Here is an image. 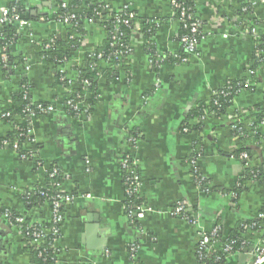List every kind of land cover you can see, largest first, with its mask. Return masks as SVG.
<instances>
[{
  "label": "crops",
  "instance_id": "1",
  "mask_svg": "<svg viewBox=\"0 0 264 264\" xmlns=\"http://www.w3.org/2000/svg\"><path fill=\"white\" fill-rule=\"evenodd\" d=\"M90 1L113 12L128 7L134 13L127 39L129 75L125 65L101 61L98 98L91 114L73 117L64 110L66 93L57 84V69L36 49L53 37H66L68 28L51 19L55 0H0V10L17 5L20 19L27 23H14L18 38L8 49L13 61L24 56L23 64L9 69L8 55L0 47V60L3 63L4 55L7 67L5 71L0 67V139L19 122L10 108L23 86L30 101L55 109L32 122L30 134L37 146L25 145L34 151L32 158L24 160L16 150L0 148V207L29 223L47 226L48 205L25 208L21 197L46 183L55 166L66 176L59 189L75 197L63 209L55 243L57 264H214L212 254L204 260L198 257L201 235L216 228V249H220L232 231L264 214V183L248 182L236 202L231 197L244 165L234 156L239 146L251 149L249 166L264 160V116L257 124L252 115L264 104V67L254 70L251 78L248 74L257 46L252 29L258 25L259 38L264 31V0H194L191 10L201 24L196 51L186 62L163 65L153 64L147 41L157 56L180 57L181 27L171 0ZM244 4L251 13L242 23L237 11ZM151 20L157 22L155 27L147 24ZM2 30L0 26V43ZM84 30L72 57L58 68L72 86L78 70L85 67L86 55L107 39L106 29L98 23L84 24ZM113 67L117 77L108 80L106 70ZM23 79L27 85H22ZM234 80L250 81L252 88L241 90L224 116L204 117L203 131L193 130L197 118L189 119V113ZM7 112L12 121L3 117ZM235 117L243 120L245 139L231 130ZM129 127L140 135L134 148L127 144ZM196 149L201 154L194 157ZM123 154L136 162L140 178L136 201L145 211L135 220L126 207L119 166ZM180 202L195 223L171 214ZM239 235L243 251L261 238L258 231ZM131 245L136 247L133 255ZM243 251H235L224 263L250 264ZM31 263V251L19 231L0 219V264Z\"/></svg>",
  "mask_w": 264,
  "mask_h": 264
},
{
  "label": "trees",
  "instance_id": "2",
  "mask_svg": "<svg viewBox=\"0 0 264 264\" xmlns=\"http://www.w3.org/2000/svg\"><path fill=\"white\" fill-rule=\"evenodd\" d=\"M61 1L62 0H55L54 4L56 6H60L62 4ZM178 2L181 3V6L186 10V13H191L193 15L192 10H191V7H192L193 2H194L193 0H178ZM100 6H101V4L96 3L94 1H90V0H66V8H64V9H60V8L58 9L57 8L56 12H54L51 15V19L56 20L58 17H61V20L65 21V20H67V18L69 16H75L76 17L75 25L70 27L67 30L66 37L63 40H59L58 38L53 37L52 38L53 45L49 50L46 51L44 49V45L47 44L49 41L42 42L41 44L36 46V49L41 53V55L46 60V62L52 64L56 68V66H59L60 64L67 62L72 57L74 52L76 51L80 39L82 38V36L85 35L84 24H86L87 20H91L94 23H98L106 29L108 36H107V39L104 42L103 46L101 48H99L97 51H94V53L86 55L84 69L78 70L77 86L72 88V93L69 96H67V97L65 96V100L70 98V99H74V103L81 102L83 109H86V111H87L86 112L87 115L91 114L92 108L94 107L96 100L98 98L96 79L102 73V69L100 67V62L101 61H104V62L109 61L108 57L112 53L117 52L118 50L125 51L127 48L128 34L131 31V27L130 28L122 27L121 31L124 34V38H125L123 45L120 44V45L112 46L111 45L112 41L110 39V35L112 32L113 23L111 22V20H109V18L113 17L115 15V12H113L111 10H101L99 8ZM243 7L246 8L245 11H241L243 8L241 10L237 11V15H238L240 21H242V23L245 22L244 21L245 18L251 13V11L247 8V5L244 4ZM12 8H15L17 11V14H20L17 5L12 6L10 8V11L12 10ZM95 9L100 10V16H97L94 14ZM179 17H180L179 13L176 12V14L174 15V19L177 20ZM46 19H48V18L46 17ZM255 25H256V27H258L257 24H255ZM1 27L3 29L2 31H3L4 35L2 37L0 47L3 48L5 54L8 55V63L9 64L11 63V67H9V69H11L13 71V69H12L13 66L14 65L18 66V65L23 64L25 62V57L21 56L20 58H18L15 61H13L11 59V57H9V51H8V49H10L9 46L11 44L15 43L17 41V38H18V35L16 33V27L14 26V24L2 25ZM180 27H181L180 37L189 35V32L187 29H183L181 25H180ZM149 29L150 28L147 27V30H149ZM150 35H151V31L146 33L145 38H148ZM196 37L198 40H200V35H196ZM5 45H7L8 48H6ZM147 45H148V50H149L148 54L150 55L153 64L155 63L156 65H158V64L163 65V64H168V63H174V64L182 63V62H180V60H176V59L173 60V58H171V55H167V54L162 56V58H164L162 63L157 62V60H158L157 58H159V56L156 55V51H155L153 45L150 44L149 41H147ZM5 48L7 51L5 50ZM256 52L260 53L259 57L255 56ZM99 54H101V56H102L101 60L97 59V57H96ZM255 54L252 58V69L255 71L256 70L258 71L261 67H264V31L261 33L260 38L257 41ZM179 56H180V58H188L189 54H187L183 50H181V53L179 54ZM127 58L121 62V65H122V67L124 65L126 66L125 70H126L127 74L129 75V68L130 67H129ZM4 66H5V63H2V61L0 60V67L2 68L3 71L7 70L6 69L7 67L4 68ZM116 72L117 71H116V69H114V67L106 70V75H107L108 80L109 79L114 80L117 77ZM5 74L8 75L7 72ZM62 77H63V74L58 73L56 75L57 84L63 86L65 89L70 88V84L68 83L67 80H61ZM83 80L88 81V86L83 85V83H82ZM23 83H24V85H27L26 79L22 80V85H23ZM231 83L233 85H235V86H233L234 87V94L231 98L230 97H228V98L223 97L222 94L221 95L219 94L220 93V91H219V92H217V95H215L207 104H205V103L199 104L191 113H189V119H193V118L199 119L197 125H195L193 130H195L197 132L203 131L204 130L203 128H204V126H206V124L203 122V120H200L201 117L212 116L215 118H219V117L224 116L225 111L227 109H229L231 102L238 95V93L243 89H251L252 88V87H250L251 84L247 83L244 80H234V81H231ZM238 83L241 85L240 87L236 86V84H238ZM76 97H78L79 99H76ZM214 101H217L218 105H215ZM27 105L35 113L34 118L31 121H29L27 118L24 117L25 114H24L23 110ZM38 105H41L42 107L49 106L48 104H38V103H35L33 101H30V102L24 101L23 100V92H19L18 94L13 96L12 105H11L12 108H10L11 109L10 111H13L14 116H19L23 119L19 120V122L15 123L13 125V130L11 132H9L7 137H5L4 139H0V148L12 149L13 144H16L19 147V150H17V151L20 153V155H29L30 149L29 148L26 149L25 145L29 144V147H30V143H28V142L32 140V137L27 134V130H29L32 127L31 126L32 124L30 122H33L37 118H43V117L47 116V115H43V114L39 113V111L37 110ZM205 109L207 110L206 114L203 113V111ZM80 112H81L80 110L79 111L69 110L67 113L70 116L76 117L79 115ZM8 113L9 112H7L6 114H8ZM252 115L254 117L256 116L255 118H256V120H258V121H256V123L259 124L262 120V116H264V104L262 107H256L254 109V112L252 113ZM5 118H8V120L12 121L11 114ZM238 122H236V120L234 122H232L231 126L238 123L237 125H235L236 128H235V130H233V133L238 135V133L241 132V133H243V136L247 137V132L243 129V125H242L243 120L238 118ZM129 128H130V130L128 129L129 134L127 137V144H128V146L134 148L139 143L140 135L137 132H135L134 129H131V127H129ZM129 139H134V141L131 143H128ZM3 141L7 142V147H2ZM31 144L33 146H37L36 143H31ZM250 151H251V149L249 147L241 144L239 146L238 150L234 153V156L239 159L240 154L245 153L246 155H248V157H250V155H251ZM200 154H201V151H198L196 149L193 156L197 157ZM125 155H128V154H123L122 157ZM243 162H244V165H243L242 174L240 175V179H238V180H240L239 185L235 186L233 189V193L236 195L235 202L239 198V195L246 189L245 186L248 182L260 181V182L264 183V160H262L258 166H249L246 161H243ZM120 163H121V160H120ZM120 163H119V166H120ZM54 170H56V172L53 174ZM50 175H52V177H50ZM65 178H66V176L63 173H61L59 168H57L55 166L50 168V170L47 173V182L46 183H44L42 186L37 187V188H35L29 192H26L25 194L22 195L21 199H22V202H23L25 208H28V207L33 208V207H36L38 205H41L42 203H47L49 210H50V208H51L50 203L58 191L57 186L61 185L63 183V181L65 180ZM128 201L129 200L126 199V204L132 200H130L129 202ZM0 209L4 210L5 208L0 207ZM10 213H11L12 218L20 217L15 212L10 211ZM263 222L264 221H261V223H263ZM26 223L28 224L27 221H26ZM25 228H26V226L24 224L23 225V233L26 231ZM239 229H240V227H239ZM239 229L235 232L232 231L231 236H229V239L227 240V242H233L234 243V245H233L234 250H239L241 248V245H242L240 235L238 232ZM23 239H24V237H23ZM50 239H51V237H49L48 240L44 241L40 245L39 251L28 246L27 241L24 239L29 250L31 251V256H32V263L31 264H55V260H57V255H55L56 251H54L52 249H50V250L47 249L48 244L50 243ZM43 249H45L46 252L44 254V257L40 258L38 256V254ZM218 250H219V252L212 255L210 259H213L215 255H218V256L222 257L220 263H218V264H225L224 263L225 258H224V255L222 253V250L221 251H220V249H218Z\"/></svg>",
  "mask_w": 264,
  "mask_h": 264
},
{
  "label": "built area",
  "instance_id": "3",
  "mask_svg": "<svg viewBox=\"0 0 264 264\" xmlns=\"http://www.w3.org/2000/svg\"><path fill=\"white\" fill-rule=\"evenodd\" d=\"M61 2H62V4L60 6H56L54 4L55 5L54 12H56L57 8L58 9L59 8L60 9L66 8V0H62ZM99 8L101 10H111L107 5H104V4H101V6ZM171 8H172L173 15H175L176 12L179 13L180 17L176 21L182 26L183 29H187L189 32V35L182 36L179 39V44H180L182 50L187 54L195 53L196 48L198 46V42H199L196 35H200V30H201L200 22L197 19H195L191 13H186V10L181 6V3H179L178 0H171ZM245 10H246V8L243 9V11H245ZM94 11H95L94 12L95 15L100 16V10L95 9ZM58 18L56 19V21H58L59 23H63L68 29L70 27L74 26L76 23L75 22V20H76L75 16H69L67 18V20H65V21H62L61 17H58ZM41 20H43V19H41ZM109 20H111V22L113 23L112 32L110 35V39L112 41L111 45L112 46H116V45H120V44L123 45L125 38H124V34L121 31V28L122 27H127V28L132 27L133 22L135 20L134 13L128 7H123L120 10L116 11L115 15L113 17L109 18ZM17 22L19 23V26H21L22 24H24V25L27 24L25 21H22L20 19V15L17 14V11L15 8H12L11 11H10V9H1L0 10V26L7 25V24H14ZM91 23H93V21H91V20L86 21V24H91ZM147 24L155 27L157 25V22L155 20H151V21H147ZM257 28L255 26V28L252 29V34H253L254 38H256V43L259 40ZM107 36H108V34H107ZM52 45H53V40L51 39V40H49V42L47 44L44 45V49L47 51L52 47ZM128 51H129L128 48H126L125 51L118 50L117 52L112 53L108 57L109 61H107V63H113V65L114 64H116V65L120 64L122 61H124L128 57ZM173 56L174 55H171V58ZM255 56L259 57L260 53L256 52ZM96 57L99 60L102 59L101 54L97 55ZM173 58L176 60H180V62H182V63L186 62L188 59V58H180V57H175V56ZM157 59H158L157 62H159V63H162V61L164 60V58H162V56H159V58H157ZM2 60H3V63L6 62V57L4 55H2ZM63 64L56 66L57 74L58 73L63 74L61 69H58ZM248 74L251 78L252 76L255 75V71L250 69ZM61 80H66L64 74H63V77L61 78ZM77 82L78 81H76L75 86H77ZM82 83L84 86H88V81L83 80ZM247 83L250 84V81H247ZM75 86L70 85V88L65 89V93H66L65 96L66 97L72 93V88H74ZM233 86H235V85H233L231 83V81L226 82L225 86L220 90L219 94L220 95L222 94L223 97H226V98L230 97L231 98L234 94V87ZM236 86L240 87L241 85L238 83V84H236ZM22 92H23V100L26 102H30L28 95H27L26 86L22 87ZM76 99H79V98L76 97ZM214 102H215V105H218L217 101H214ZM37 110L39 111V113H41L43 115H49L55 111V109L52 105H49L47 107H42L41 105H38ZM64 110H66V113L69 110H73V111H79L80 110L84 114H86V112H87L86 109H83L81 102L74 103V99H70V98L66 99L64 101ZM23 112L25 114L24 117L27 118L29 121H31L34 118L35 113L33 110L30 109V107L28 105L24 108ZM203 113L206 114L207 110L205 109L203 111ZM9 115L10 114H5L3 117H8ZM22 119L23 118L19 117V120H22ZM203 119H204V117L200 118V120H203ZM235 120H236V122H238V118H236V117L232 119V122H234ZM198 121H199V119L197 118L196 122L198 123ZM30 123L32 124V122H30ZM238 123L231 126L232 131L235 130V128H236L235 125H237ZM243 129L245 130L244 127H243ZM30 133H31V128L29 130H27V134L31 136ZM238 136L243 137L244 139L246 138L245 136H243V133H241V132L238 133ZM32 140L28 142V143H30V145H31V143H33ZM133 141H134V139H129L128 143H131ZM2 147H7L6 141L2 142ZM12 149L17 151V150H19V147L16 144H13ZM21 156H22V159H24V160L29 158V157L32 158L34 156V151L30 150L29 155H21ZM239 159H241L243 161H247V155L245 153H241ZM120 167H121L123 175H124L123 181H124L126 199H128L129 201L132 200L130 202L128 201L129 203H127V206H126L127 211L129 212L128 214H130L129 216H132V218H134V220H135V219L141 217L145 211V208L140 203H138L136 201L137 195L139 193V188H140V178H139V176L137 174L138 172L135 168L136 162L134 160H132L129 156L125 155L121 158ZM55 172H56V170L53 171V174ZM50 177H52V175H50ZM59 188H60V185L57 186L58 191L50 203V205H51V208H50L51 216H50V221L48 222V226L44 227L42 225L33 224V223H29V222L27 224L26 221L24 220V218L21 216L12 218L10 210H8L6 208L4 210L0 209V219H5L6 221H8V223L10 225L16 227V229L19 231L20 235L22 237H24V239L27 241L28 246H30V247L38 250V251L40 250V248H39L40 245L44 241L48 240L49 237H51L50 243L48 244L47 249H49V250L52 249V250L56 251L55 250V243L59 239L60 234H61L60 231H61V225L63 222V209L67 205L71 204L73 202V200L75 199V197L73 195L66 194L63 191H61ZM231 197H232V199H235L236 195L234 193H232ZM171 214L173 216L185 217V219L188 220L189 222L195 223L194 217H192L191 220L189 219L190 217L187 215L186 204L183 202L176 204L174 206V209L171 211ZM257 219L258 220L256 222L250 223L248 225L242 224L240 227L241 232L242 231H258L261 233L260 241L257 242L247 252V256L251 260L250 264H261V262L264 261V222L261 223V221H264V214H258ZM24 224L26 226V228H25L26 231L23 233V225ZM217 240L218 239H217V229L216 228H214L208 234L201 235V237L199 239V243H198V248H197L198 257L201 260L206 259L208 254L214 255L215 253L219 252V250L216 249ZM226 242L224 244H222L221 245L222 247L220 248V251L222 250V253H223L225 259H226V257L231 255L235 251L242 252L243 248L245 246L244 244H242L241 248L239 250H234V248H233L234 243L233 242H227L226 243ZM246 250H244V251H246ZM45 252H46L45 249L41 250L39 252L38 256L40 258H43ZM129 252L131 255H133L136 252V247L131 245L129 248ZM55 255H57V251H56ZM221 259H222L221 256L215 255L213 258L214 264L220 263ZM55 264H57V260H55Z\"/></svg>",
  "mask_w": 264,
  "mask_h": 264
},
{
  "label": "water",
  "instance_id": "4",
  "mask_svg": "<svg viewBox=\"0 0 264 264\" xmlns=\"http://www.w3.org/2000/svg\"><path fill=\"white\" fill-rule=\"evenodd\" d=\"M248 250L244 251L243 254H247Z\"/></svg>",
  "mask_w": 264,
  "mask_h": 264
},
{
  "label": "clouds",
  "instance_id": "5",
  "mask_svg": "<svg viewBox=\"0 0 264 264\" xmlns=\"http://www.w3.org/2000/svg\"><path fill=\"white\" fill-rule=\"evenodd\" d=\"M261 264H264V261H262Z\"/></svg>",
  "mask_w": 264,
  "mask_h": 264
}]
</instances>
